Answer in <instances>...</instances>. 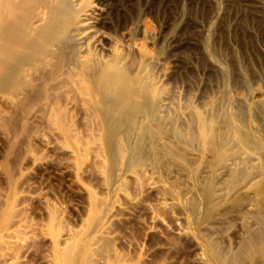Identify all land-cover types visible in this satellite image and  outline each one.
I'll use <instances>...</instances> for the list:
<instances>
[{"label": "bare ground", "instance_id": "6f19581e", "mask_svg": "<svg viewBox=\"0 0 264 264\" xmlns=\"http://www.w3.org/2000/svg\"><path fill=\"white\" fill-rule=\"evenodd\" d=\"M115 1L0 0V95L27 109L24 124L30 119L49 124L53 135L40 138L49 146L59 134L66 147L62 142L55 145L68 155L61 160L47 154L27 158L37 167L65 166L88 200L73 223L50 193L24 186L32 176L30 167L15 170L16 175L5 164L8 189L0 193V264H30V255L42 245V264H160L161 259L147 257L153 249L146 248L149 244H135L136 238L118 226L131 217L143 224L144 236L151 231L163 234V216L147 194L171 212L176 232L194 244L198 264H264V92L251 88L248 69L253 65H247L263 53L264 0L243 5L242 14L253 17L248 21L243 15L245 22L257 20L256 29L254 21L250 27L260 29L255 35L247 33L249 41L243 39L246 53L238 56L235 49L241 45L234 47L236 70L228 67L224 53L218 55L212 38L235 31V22L244 20L230 15L236 0H215L202 40L206 58L230 83L239 74L251 89L238 94L236 84L241 81L236 87L229 83L234 87L228 84L217 99L203 105L184 102L181 93L163 86L168 69L161 56L145 52L135 41L124 51L110 48L107 58L94 52L91 23L114 10ZM242 26L248 29L249 23ZM70 107L79 108L84 131L77 128ZM8 133L0 128L10 142ZM92 172L100 185H93L94 177L88 183ZM35 200L43 205L39 221L29 214Z\"/></svg>", "mask_w": 264, "mask_h": 264}, {"label": "rangeland", "instance_id": "374dc122", "mask_svg": "<svg viewBox=\"0 0 264 264\" xmlns=\"http://www.w3.org/2000/svg\"><path fill=\"white\" fill-rule=\"evenodd\" d=\"M242 1L236 0L237 5L236 2L234 1L235 2L234 7L235 6L238 7L241 3L242 5L241 7H243V9L241 8L242 12L240 11L239 8L240 6L238 8L235 7L237 9L232 8L234 2L232 3V7H230L229 12L231 17H233L235 21L238 19V21L240 22L242 19L239 20V17L241 18L243 17L244 21L243 20L242 21L244 22V26H247L249 23L248 27L250 29L249 28L247 29L246 27L243 28L246 31L242 30L241 28L243 27L242 26L243 22L241 21L242 24L241 23L236 24V22L233 21V19L229 16V19L233 21L231 22L233 24L235 22L234 28L237 29V30L235 29V31L238 32L240 30L239 31L240 34H238L239 32L237 33L240 36H237V34L235 35L236 32L234 30L227 33L224 30L225 31L224 34V31L222 32V29L219 28L217 32L218 33L222 32L221 33L222 35L218 34L220 35L218 36L215 33V35L212 38L215 40V41L212 40V43L213 42L215 43V44L213 43V48L217 49L216 52L219 53L218 55L224 53L221 56L225 57V61L228 62V64L225 63V65L227 64L228 67L229 66L231 67V69L233 66L234 69L235 68L237 69V64L234 58V47L237 48V46L241 45L238 48L239 49L241 48V50H243L242 51L243 53H240L241 50H237L238 48L235 49L236 53L238 51L237 54L238 56H241V54L243 55L244 53H246V48H245L246 46L244 44L245 41L243 39L248 38L247 40L249 41V36H251L256 31L252 29H254L256 25H258L257 20L254 21V19L252 20L254 21V23L252 21L251 23L248 22L251 20V18L249 20V17H252L251 15L248 16L246 14L247 15L246 16L245 14H242L245 13L243 12L244 11L243 5L248 6L249 4L247 0L246 2L245 0ZM115 3L116 4L118 3L117 7L115 4V7L111 8L114 9L115 11L114 10L110 11L109 9L107 13L102 14L100 19L96 21L94 20V22L91 23L92 26H94L91 29V34H93L92 35L94 37L93 39L96 42L95 45H97V47L95 46V50H94L96 54L98 55L100 54V56L102 55L107 58L110 56L109 55L110 48L111 49L116 48L120 51H124L125 46L130 44L132 41H135L139 44V46H141L145 50V52L147 53L149 52L150 54L153 55L158 54L159 57L161 56L160 61L163 62V64H165L166 66V69H168L166 70L168 71V75L163 79L164 81L161 84L163 86L165 85L168 88V90L172 91V89H174L176 90V93L178 91V94L180 96L182 94L181 97L183 98L182 100L184 102L187 100L189 101L191 99V101L193 100L195 104L197 103L198 105L200 103L199 105H203L205 103H208L209 101H212L211 99L213 98L217 99L224 92L225 87L230 83V79L228 81L227 78H225L222 75L221 69L216 67V65L214 66V64H212L211 62H209L210 60L206 58L207 55H205L206 53H204L205 51L202 45V40L204 38V34L207 29V18L209 15L212 16V14H214L215 0H122V2L121 0L120 1L116 0ZM119 3H121L122 5L121 4L119 5ZM231 10L234 11L235 15L234 13H231ZM236 10H238L239 13H236L238 12ZM239 14L240 16H238ZM243 15L248 17L247 22H245L246 17H244ZM210 17L208 19H210ZM245 23L247 25H245ZM252 23L253 25H251ZM235 25L236 26L238 25L240 28L239 27L237 28ZM250 25L253 26L254 28L250 27ZM259 29L260 28H258L257 26V31H256L257 33ZM130 30L131 31L133 30L132 33ZM256 32L253 35H255ZM130 33L132 35H130ZM247 33L248 34L251 33V34L248 36ZM226 34H228V36ZM243 34L246 35L241 37V35ZM215 36L217 39L218 38L219 39L218 40L215 39L214 38ZM231 36L234 37L232 38ZM224 38L226 39L228 45L230 44L229 45L230 48L228 45L226 47V41H224ZM227 38L230 41H228ZM238 39L241 40V42L239 41L241 44L238 42ZM221 40H223V42ZM242 41L244 46L242 44ZM262 47L263 50L261 49V51L263 53L262 55H260L261 57L256 56L255 60L247 64L248 68L249 66L252 65L255 66V67L252 66L250 69H248L249 72L248 76L249 78L250 76H252L253 78L254 73L256 74L254 76V80L252 78H250V80L252 86L251 88L254 87L257 88V90L256 89L254 90L255 92L257 91V93L264 92V58H263L264 45ZM248 56L249 55L247 52L246 57ZM261 58L263 59V63ZM188 61L190 62V65ZM251 63L252 65H250ZM251 69H255V71L258 72L255 71L252 72L253 70ZM260 71L261 73H263V74L260 73L262 76L258 74ZM250 73L253 74L251 75ZM239 76L240 79H238ZM232 77L233 75L230 78ZM234 77L235 80L232 79V81L234 82L233 83L231 82L233 85L235 84L236 81L238 82L239 80L242 83V84L238 83L240 84L239 86L238 84H236V86L238 87V89L237 88L236 89L239 90L238 91L239 93L237 91L235 92L240 94L242 90L243 95L247 94L251 88H249V86H244L246 84H243L244 82L242 81V76L239 74L238 75L234 74ZM245 87L247 89V93L245 92L246 91ZM208 99L209 101L205 102ZM26 111L27 109L24 106L17 107V105H11L3 96L0 95V128L4 129L7 133L9 132L8 134L12 135L13 137V139L9 142L4 136L0 134V193L5 192V190L8 189V181L6 180L7 178L5 174L6 173L5 164H8L11 167V170L13 168L12 173L16 175H18L17 173L18 171L20 173L21 170H27L30 167V170L32 171L31 174L32 176H29V179L27 181L28 183L26 182L25 184L27 185L24 186L33 187V185H36L34 186V188L35 187L38 189L41 188L42 191L44 192L47 191L46 194L50 193L48 194V196L54 201H56L60 206L62 205V207L66 209V213L69 216V219H71V221L74 223L76 222L80 214H83L84 208L88 200L86 195L78 187L79 185L76 182V180L73 179L74 177L72 178V175H70V173L68 172L69 170H67L65 166H62V168L61 167L58 168L59 166L53 164H49L47 166L44 165L42 167L38 165L37 167V164L32 165V163H30L31 161L27 158V157L30 158L29 155L31 154L32 155L36 154L37 156L38 155L44 156L47 154L49 155L48 158L50 159H55L56 157H59L60 160L64 159L65 157L68 156V155L65 156V154L67 153L65 152L64 149H62L66 147V146L64 147L62 146L64 144V140L62 142L63 138L59 134H55L56 136L55 139L57 141L54 140L52 137L53 141L55 142H51L49 146H47L45 139L42 140L40 136L43 137V135L44 136H47L48 134L51 135L52 134L51 131H53L52 127H51L52 130H50V125L44 123V120H35L33 122V120L30 119L29 122L26 123L27 120L24 117L26 116L25 114ZM70 111L74 115V121L77 128L79 130L84 131L82 114L80 113L79 108L70 107ZM25 120H26L25 122L26 124H24ZM36 135H38V137H35ZM49 135L46 138L51 137ZM60 142H62L61 144L62 148L61 147L60 148L64 150L63 152H61L62 151L61 149L60 150L58 149L59 148L58 145H60ZM57 143L58 145H55ZM51 144L57 148L52 147ZM46 146H47V150H46ZM15 170L18 171L16 172ZM91 171L92 170H90L89 172ZM93 174L94 173L92 172V174L90 175L92 176ZM16 175L14 176L17 177ZM94 175L92 177L89 176L90 178L87 176L86 177L87 181L89 180L91 182ZM95 178L97 180L99 179L98 177H94L93 178L94 180H92L93 185L94 186L100 185V183L97 182ZM152 196H153L152 194L151 195L147 194L146 199L147 201L151 202L155 207L156 211L157 212L160 211L159 214L161 213L160 215L163 216L164 224L163 222H161L162 225H164V227L162 228L163 234L151 231L148 232L146 236H144L146 231L143 224H140L136 218L134 221V219L131 217L129 218L130 220L128 219L127 222H124L122 225L119 224L118 225L119 229L127 230L126 235L128 236L129 234L128 236L129 238L133 240L134 238H136L134 240L135 244L140 242L143 243L145 247L149 244L146 248L149 247L153 248L152 250L149 248L152 251V252L149 251L147 255L149 260L152 259L153 261L158 262L159 259H161L159 261L160 264H198L196 261L197 251L195 249L194 244L189 239L183 238L184 236H180L176 232L177 225L171 216L172 214H170L171 212L169 213L168 211H166V209L164 210L162 207H160L162 205L158 204V201L155 196L153 197ZM0 200H1V196H0ZM31 202L32 203H30L31 209H29L30 212L29 214H31L30 216L33 217L35 220L39 221L41 220L40 218H43V210H42L43 205L41 204V202L37 200H35V202L33 201ZM145 215L147 216L145 210H143L142 216L145 217ZM125 223L126 225L128 224L127 226L129 228L125 225ZM161 223L159 224L161 225ZM123 227L124 229H122ZM130 227L132 230L130 229ZM143 230L145 231V233ZM130 234L132 235V237ZM143 236L145 239V243L143 241L144 240ZM162 243H164L165 245L164 244L162 245ZM161 247H163L162 250ZM41 248L38 252H35L34 254L30 255L29 257L30 264H42L40 259L41 258L40 253L41 250L45 248V246L42 245ZM133 251L132 252L135 253L134 249Z\"/></svg>", "mask_w": 264, "mask_h": 264}]
</instances>
